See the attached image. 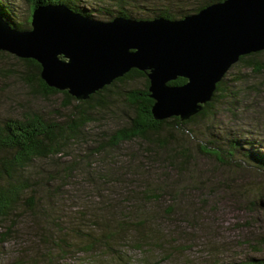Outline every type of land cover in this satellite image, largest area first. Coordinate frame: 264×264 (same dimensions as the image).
Instances as JSON below:
<instances>
[{
	"label": "trees",
	"instance_id": "trees-1",
	"mask_svg": "<svg viewBox=\"0 0 264 264\" xmlns=\"http://www.w3.org/2000/svg\"><path fill=\"white\" fill-rule=\"evenodd\" d=\"M26 1L28 14L23 19L4 0H0V15L11 26L24 30L30 28L32 10L41 4L61 3L98 20L115 16L178 19L222 0ZM145 11L142 16L140 13ZM0 55L17 61L15 74L31 90L30 94L64 96L65 112L55 117L23 104L19 114L0 117V243L22 236L19 231L25 227L22 232L26 237L19 240H35L37 248L44 251L41 259L47 264H56L73 252L89 253L97 247L113 252L114 244L124 238L129 226L142 227L166 217L173 210L175 195L183 190L179 185L182 180L171 178L166 171H177L179 177H194L195 155L222 166L239 167L242 163L264 170L262 139L246 138L240 132L223 134L212 128L218 101L231 94L238 101L239 93L225 86L228 70L217 82L211 99L189 118L154 119L145 71L131 68L88 98L77 99L66 90L47 86L39 76L36 60L18 58L5 51H0ZM261 56L264 50L244 54L232 65H244L253 73L262 74ZM0 73L13 74L8 66H0ZM138 78H142V86H127ZM185 81L177 77L169 83ZM9 107L18 108L11 104ZM105 121L116 125L108 130L98 129ZM202 126L206 130H198ZM132 142L136 148L121 154V146ZM93 159L96 161L91 162ZM153 170L159 171L151 175ZM77 175L83 185L73 189L71 180ZM79 197L82 202L71 204ZM163 198L169 204L156 206ZM260 241L264 246V235ZM250 264H264V258H253Z\"/></svg>",
	"mask_w": 264,
	"mask_h": 264
},
{
	"label": "water",
	"instance_id": "water-1",
	"mask_svg": "<svg viewBox=\"0 0 264 264\" xmlns=\"http://www.w3.org/2000/svg\"><path fill=\"white\" fill-rule=\"evenodd\" d=\"M259 50L264 0H222L178 19L98 20L61 3L41 4L24 30L0 15V51L36 60L47 86L77 99L131 68L145 71L154 119L189 118L239 56ZM177 77L186 81L169 83Z\"/></svg>",
	"mask_w": 264,
	"mask_h": 264
},
{
	"label": "rangeland",
	"instance_id": "rangeland-1",
	"mask_svg": "<svg viewBox=\"0 0 264 264\" xmlns=\"http://www.w3.org/2000/svg\"><path fill=\"white\" fill-rule=\"evenodd\" d=\"M4 1L18 18L27 16L26 0ZM140 14L144 16L146 11ZM17 64L12 57L0 55V66L11 67L13 72L0 73V117L19 114L22 104L53 117L63 114V94L48 97L30 94L31 90L15 74ZM224 80L228 90L239 93L238 101L232 94L218 101L212 128L223 134L240 132L246 138L264 141V72L255 74L237 64L228 69ZM142 85V78L127 83L128 87ZM9 104L18 108H10ZM115 123L102 122L98 129H111ZM134 148L136 143L123 144L120 153ZM80 149L83 151L85 144ZM234 165L222 166L205 156L195 155L192 166L197 174L194 177L187 174L179 177L177 171L167 170L168 176L182 180L179 185L183 187L175 195L177 200L170 214L142 227L129 226L124 238L114 244L113 252L98 247L89 253L73 252L56 264H250L253 258H264V246L260 243L264 235V170L250 164ZM79 177L71 180L73 189L83 185ZM255 198L257 202L251 203ZM81 199L71 204L80 203ZM162 200L155 205L169 204V200ZM24 230L25 227L19 231L22 236ZM22 236L0 243V264H47L41 259L44 251L37 248V242L28 237L29 242L20 241Z\"/></svg>",
	"mask_w": 264,
	"mask_h": 264
}]
</instances>
